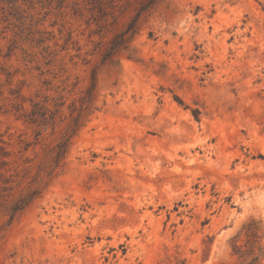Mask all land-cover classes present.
<instances>
[{
	"label": "rangeland",
	"instance_id": "1",
	"mask_svg": "<svg viewBox=\"0 0 264 264\" xmlns=\"http://www.w3.org/2000/svg\"><path fill=\"white\" fill-rule=\"evenodd\" d=\"M0 264H264V0H0Z\"/></svg>",
	"mask_w": 264,
	"mask_h": 264
},
{
	"label": "trees",
	"instance_id": "2",
	"mask_svg": "<svg viewBox=\"0 0 264 264\" xmlns=\"http://www.w3.org/2000/svg\"><path fill=\"white\" fill-rule=\"evenodd\" d=\"M130 30V28L127 29L126 32H124L121 36H124L128 33V31ZM116 45L118 44H113L112 47L110 48L111 51L115 50ZM66 143H62L61 145H59L57 147V151H56V155H55V159L56 161H58L66 152ZM25 203L21 202L20 204L16 205V208L13 209L14 212L21 210L23 208V205Z\"/></svg>",
	"mask_w": 264,
	"mask_h": 264
}]
</instances>
